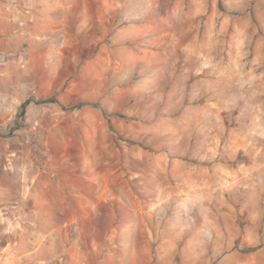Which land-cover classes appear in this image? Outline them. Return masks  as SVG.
I'll return each instance as SVG.
<instances>
[{"label": "rangeland", "instance_id": "obj_1", "mask_svg": "<svg viewBox=\"0 0 264 264\" xmlns=\"http://www.w3.org/2000/svg\"><path fill=\"white\" fill-rule=\"evenodd\" d=\"M0 264H264V0H0Z\"/></svg>", "mask_w": 264, "mask_h": 264}, {"label": "trees", "instance_id": "obj_2", "mask_svg": "<svg viewBox=\"0 0 264 264\" xmlns=\"http://www.w3.org/2000/svg\"><path fill=\"white\" fill-rule=\"evenodd\" d=\"M120 117H122V116H120ZM116 137H117V139H122L119 135H117ZM128 143H129V144H133L132 141H129Z\"/></svg>", "mask_w": 264, "mask_h": 264}]
</instances>
